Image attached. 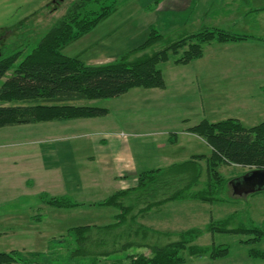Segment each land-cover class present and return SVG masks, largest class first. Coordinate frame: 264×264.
<instances>
[{"label": "rangeland", "instance_id": "374dc122", "mask_svg": "<svg viewBox=\"0 0 264 264\" xmlns=\"http://www.w3.org/2000/svg\"><path fill=\"white\" fill-rule=\"evenodd\" d=\"M75 1L0 0V61L4 59L11 60L13 56H16L14 67L0 81V88L21 62L37 54L40 45L45 46L49 35L66 17ZM116 1L114 11L81 37L64 43L60 47L59 53L64 57L77 59L89 66L113 63L127 55L129 60L134 62L147 53L153 54L156 51H161L169 47L168 45L171 43L179 42L203 31H223L218 28H203L193 25L182 30L173 28V26H170L172 22L166 17L173 16L172 8L170 4L161 7L162 0ZM233 3V5L227 6L232 12L239 11V8L244 9L243 0ZM101 4L102 7H106L110 4V1ZM101 4L93 9L97 15L101 13ZM227 8L223 11L225 12ZM222 12L211 16H222ZM162 16H164L163 19ZM221 21L218 17L209 22L220 24ZM151 25L164 36L165 40L146 52L133 53V50L145 43L149 37ZM195 41L193 40V42ZM214 44L229 43H206L204 53L207 48ZM207 53V58L210 60L213 70H215L213 72L220 73L228 69L232 79L228 81L218 80L222 86H214L213 84L210 95L207 94L206 90L204 92L197 87H193L192 91H188V94L184 96L186 98H183V100H186L187 103L181 106L182 108L178 105H167L164 103V97L162 99V97L159 98L156 95L158 94L157 91L145 88H133L123 96L114 99L80 101L71 105L107 109L108 115L99 117V120H103V125L96 126L103 134L109 131L105 129L111 128L115 123H121L124 133L128 130H146L149 133L158 130L164 133L160 138L165 137L168 139L176 136L174 133H176L177 128L184 123L179 117L184 118L185 114L191 120H195L201 110L210 113V116L207 115L208 118L210 117L209 121L217 123L226 120L227 115H229L228 117L235 115L234 110L239 108L235 100L236 95L243 92L244 88L241 86H247L248 91H253L256 85L263 83L264 77L252 76L250 79H244L242 76L264 73L262 69L259 70L258 68V63L262 62L264 57L255 48L247 52L232 50L223 53H210L207 51ZM169 54L171 55V53ZM236 58L239 59L238 63L233 61ZM162 68H165V66ZM230 89L234 91V97L233 95L230 97L223 96V93H229ZM179 96L183 97V93ZM262 99V97H254L249 100L257 104ZM0 104L30 107L60 105L44 100L13 99L0 100ZM202 105L204 106L203 109H201ZM184 106L189 109V113L186 114L183 109ZM179 110H183V112L179 113ZM213 111L217 112L212 115ZM263 115L258 112L253 121L259 123L264 119ZM62 121L64 120H49L39 123L55 124L54 127L57 129L53 128V134L50 137L60 138L58 123ZM246 121L243 122L244 125L250 124ZM36 128L38 127H34V129ZM36 130L27 129V127L0 128V141L13 139L14 141L23 142L33 137L42 139L44 137L43 132ZM85 133L90 134V132ZM180 140L181 145L171 148V150L177 151V156L188 145L187 141ZM79 143L83 144L82 148L84 149L81 154L82 160L78 161L79 167L85 170L95 169L98 163L87 159V156L89 157L87 138L84 137L77 142V144ZM53 144H57V147H59L60 142H54ZM205 153L208 157L211 156V152L207 149ZM181 156L180 154L179 157ZM30 162L32 160L24 159L20 161L21 168L26 169L27 164ZM64 162L65 160L59 155L57 159L51 158L46 160L45 163L51 169L63 170L65 168ZM213 162L217 163L218 173L214 175L216 178H212L209 173H206V168L209 171ZM199 169L201 170L199 171L201 174L199 182L191 191L207 190L206 193L213 198L214 202L203 204L200 201L187 200L186 203L188 204L180 203L183 205H178L180 208L173 210L171 216L162 217V220H167L166 224H168L166 226L162 225L164 226L163 229H167V226L173 227L177 231L176 234L173 233L174 235L150 230L146 233L141 232L133 240L135 244L141 247H133L123 253H113L119 246L121 247L122 243L119 240L114 241L111 239L108 244L107 242L104 243V240H100L90 243L87 249L81 251L82 255L75 256L74 252L80 246L75 237H67L69 229L77 227L81 223H85V226L95 223H99L100 226L106 225L107 222L105 221L111 217V214L113 217V215L119 213V210L115 207H110L109 210H102L99 207H96V209L86 207L76 211L71 209L60 211V209L51 207L50 209L46 208L38 211L39 197L37 198V194L32 191L26 197L21 196L12 201H7V204L0 208V253L15 251L41 255L40 257L31 258L34 264H131L133 259L141 256L152 258L154 255L153 248L155 247L166 248L171 244L184 243L186 244L185 248L176 252V258L182 261L181 264H264V257L262 256L264 255V236H261L260 241H258L259 239L255 234L214 232L219 229L245 232L255 227L264 234V191L238 196L234 194L232 188L234 180L243 178L254 169L229 165L220 162L218 159H210L207 164L206 161L202 162ZM194 170L196 172V169ZM190 180L188 181L190 182ZM21 192L24 193V191H17L16 193L20 194ZM0 194L3 195L4 193L0 192ZM13 205H16V208L10 210ZM142 209L143 206H138L134 210V214L138 216ZM36 215L40 220H35ZM30 216H33V219L25 218ZM13 217L21 219L15 223L12 221ZM136 220L141 225L139 218ZM60 236L67 237L68 240L64 244L66 248H63V245L58 248L53 244V238ZM106 253H109V255L104 256ZM56 254L57 256H55ZM218 254L220 255L218 256ZM257 254L261 257L255 256Z\"/></svg>", "mask_w": 264, "mask_h": 264}, {"label": "trees", "instance_id": "16d2710c", "mask_svg": "<svg viewBox=\"0 0 264 264\" xmlns=\"http://www.w3.org/2000/svg\"><path fill=\"white\" fill-rule=\"evenodd\" d=\"M106 1H110V4L102 7L101 3ZM116 3V0H76L74 2L66 17L49 35L45 46L40 45L37 54L21 62L0 88V100H44L60 105L30 107L0 104V128L30 125L49 120L107 116V109L71 104L118 98L133 88L165 89L163 65L169 62L188 64L202 58L206 43H235L249 39L247 36L225 31H203L179 42L171 43L169 47L161 51L147 53L137 61L131 62L127 55L116 62L98 66H89L59 53L64 43L81 37L104 20L114 11ZM99 4H101V13L97 15L93 9ZM164 40V36L151 27L145 43L133 50V53L146 52ZM193 40L196 41L193 42ZM15 63L16 56H13L11 60L0 61V81L12 70ZM188 132L203 138L212 147L214 153L211 159H218L229 165L264 170V121L254 127H246L237 119H226L217 123L205 120L189 128ZM216 165L217 163L213 162L211 169L207 172L212 178H216L214 175L218 173ZM199 171V166L191 162L165 170L143 173L139 177L137 188L115 194L104 203L114 204L119 208L120 213L115 224L101 228L84 226L71 230L67 237H75L80 246L74 255H82L81 251L87 249L90 243L100 240H104L107 244L111 239L119 240L122 243L121 247L119 246L113 253H123L133 247H141L133 240L141 232L146 233L149 230L139 225L136 219L141 213L149 212L166 203L187 200L213 203L214 200L206 193L207 190L191 191L199 182L201 175ZM48 202L55 207L72 206L66 198L51 199ZM138 206H143V209L137 216L134 210ZM214 232L255 234L258 241L261 236H264L255 227L245 232L221 229ZM67 237L54 241L53 244L58 248L61 245L66 248L64 244L68 240ZM185 245L178 243L166 248L155 247L152 258L141 256L133 259L131 264H181L182 261L176 258V252L183 250ZM108 255L109 253H106L104 256ZM40 256L39 254L25 255L15 251L0 253V264H34L31 258ZM255 256L261 257L258 254Z\"/></svg>", "mask_w": 264, "mask_h": 264}, {"label": "crops", "instance_id": "0c3cea01", "mask_svg": "<svg viewBox=\"0 0 264 264\" xmlns=\"http://www.w3.org/2000/svg\"><path fill=\"white\" fill-rule=\"evenodd\" d=\"M239 0H162L160 5L170 4L173 16H166L172 24L173 28L180 30L190 25L218 28L219 30L235 33L238 35L247 36L249 39L229 44H214L205 50L204 56L200 59L194 60L188 64H174L169 62L162 68V73L165 79V89H154L159 98L163 97L164 103L167 105H185L187 102L183 100L186 98L188 91H192L193 87L200 90H205L210 95V90L214 86H222L219 81H228L232 79V75L228 73V69L220 73L213 72V67L208 60V53H223L232 50H239L247 52L250 49H257L259 54L264 57V0H243L244 9L239 8V11L232 12L229 5ZM227 10L224 12L223 10ZM237 9V8H236ZM223 11V12H222ZM221 13L222 16H211L216 13ZM224 13V14H223ZM225 15V16H223ZM164 16H162L163 19ZM220 18V24L210 23L214 18ZM210 21V22H209ZM153 25H151L152 27ZM259 55V56H260ZM238 63L239 59L233 60ZM209 63V64H207ZM259 70L264 71L263 61L258 63ZM253 77H264V73L260 75H243L244 79ZM214 81V82H213ZM240 94L236 95V102L238 109L234 110L235 115H230L227 119H237L243 125L245 120L250 123L244 125L246 127H254L259 123L253 121L257 113L264 114V79L263 83L255 86V90L248 91L247 86ZM232 88V87H231ZM233 90L229 93H223V96L230 97L233 95ZM183 93V97L179 94ZM234 97V95H233ZM262 97L260 103L250 101V98ZM203 105L201 109H203ZM186 114L189 113L187 107H183ZM183 110H179L180 112ZM196 111V109H195ZM197 112V111H196ZM202 112V113H201ZM217 111H213L212 115ZM205 110H201L197 119L191 120L184 114L179 117L183 120V124L177 128L176 136L165 138L160 136L164 133L154 130L149 133L146 130H138L123 132L121 123H115L106 133H100L97 125H103V120L98 118H79L64 120L58 123L60 131V138L50 137L52 130L57 129L55 124L36 123L22 126H9L4 128L27 127L31 130H41L44 137L29 138L26 141L20 142L13 139H3L0 141V208L6 205L7 201H12L21 196H28L29 192L34 191L39 197V208L50 209L51 207L66 211V209L79 210L89 207L90 209L99 207V209H111L110 207L119 208L114 204H104L115 194L132 191L139 185V177L143 173L156 172L158 170L169 169L172 166H180L187 163H196L199 168L202 162H207L213 156L212 147L201 137L188 132L189 128L195 127L202 121H209ZM264 116V115H263ZM264 118V117H263ZM224 121V120H223ZM220 122V121H219ZM246 124V123H245ZM43 125V126H42ZM95 126V127H94ZM34 127H38L34 129ZM2 128V129H4ZM94 128V130H92ZM92 130V131H87ZM37 131V130H36ZM85 132H90L85 133ZM45 135H49L48 137ZM87 138L89 146L88 161L98 163L93 170L80 168L78 161L82 160L81 154L83 152V144L79 143L83 138ZM182 137V138H181ZM150 139V140H149ZM187 141L183 151L177 156V151L171 148L181 145V140ZM54 142H60L59 147ZM21 149V150H19ZM206 149L211 152V156L206 155ZM59 155L65 160V168L58 170L51 169L45 163L51 158L57 159ZM32 160L27 164L26 169L21 168L20 161ZM201 171V170H200ZM208 169L206 168V173ZM17 191H24V193H16ZM68 199L72 206L55 207L48 201L51 199ZM193 201V200H190ZM182 201L169 202L159 207L152 209L149 212L141 213L138 218L141 225L146 229L157 233H171L176 234V230L167 226V220H162L164 216H171L173 210L179 209ZM177 204V205H176ZM207 204V203H203ZM16 205H13L10 210H14ZM184 208V206H182ZM188 207V206H187ZM9 210V209H8ZM36 210V211H37ZM111 211V210H110ZM120 213V211H119ZM119 213L107 219V224L100 226L99 223L89 224L95 227H109L116 223ZM33 216L25 217L31 219ZM21 218H12V221L17 223ZM33 219V218H32ZM39 219L36 215L35 220ZM40 220V219H39ZM109 222V223H108ZM85 223L71 227V230L78 227H84ZM164 225V226H162ZM195 229V228H194ZM181 235V234H180ZM66 236L53 238L54 241L61 240ZM53 241V242H54ZM14 252V251H12ZM25 255H32L34 253H23Z\"/></svg>", "mask_w": 264, "mask_h": 264}, {"label": "water", "instance_id": "95a60500", "mask_svg": "<svg viewBox=\"0 0 264 264\" xmlns=\"http://www.w3.org/2000/svg\"><path fill=\"white\" fill-rule=\"evenodd\" d=\"M235 195L253 194L264 191V170L254 169L246 176L232 182Z\"/></svg>", "mask_w": 264, "mask_h": 264}]
</instances>
